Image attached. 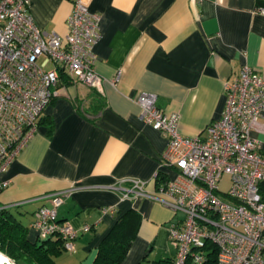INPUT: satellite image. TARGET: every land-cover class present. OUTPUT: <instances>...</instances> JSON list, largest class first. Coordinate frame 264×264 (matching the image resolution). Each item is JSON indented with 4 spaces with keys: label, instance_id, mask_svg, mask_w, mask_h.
Segmentation results:
<instances>
[{
    "label": "crops",
    "instance_id": "1",
    "mask_svg": "<svg viewBox=\"0 0 264 264\" xmlns=\"http://www.w3.org/2000/svg\"><path fill=\"white\" fill-rule=\"evenodd\" d=\"M71 8L72 0L29 4L35 24L60 36ZM262 8L264 0H89V10L101 16V37L92 48L101 88L60 74L35 133L1 176L8 185L0 190V207L14 213L34 241L35 210L50 206L49 194L64 193L57 218L69 221L77 236L74 250L62 249L56 264H92L103 237L130 209L140 221L121 264L172 258L168 226L180 214L147 197L124 198L114 188L135 178L153 191L155 173L165 171V135L142 120L135 98L154 93L157 107L179 115L182 135L205 136L224 109V83L243 64L264 76ZM251 135L264 153V118Z\"/></svg>",
    "mask_w": 264,
    "mask_h": 264
},
{
    "label": "built area",
    "instance_id": "2",
    "mask_svg": "<svg viewBox=\"0 0 264 264\" xmlns=\"http://www.w3.org/2000/svg\"><path fill=\"white\" fill-rule=\"evenodd\" d=\"M30 0H0V190L2 174L35 133L39 118L56 94L60 71L71 81L100 90L103 78L93 69V45L101 37V16L89 10V0H72L63 36L46 32L33 21ZM264 13V8L259 10ZM119 72L113 80L115 84ZM225 105L211 120L205 136L187 137L179 130V115L157 107L156 95L139 92L140 117L162 132L166 146L160 156L165 171L153 191L146 180L122 179L115 189L124 198L147 197L181 213L168 226L175 249L173 264H196L205 258L206 242L216 247V264H264V153L251 132L264 118V76L243 64L223 86ZM227 175L228 188L219 184ZM63 192L48 195L50 206L34 212L30 228L36 239L58 237L66 251L74 250L77 230L57 218ZM3 208V207H0ZM87 229L88 226H83ZM7 264H15L0 252Z\"/></svg>",
    "mask_w": 264,
    "mask_h": 264
},
{
    "label": "trees",
    "instance_id": "3",
    "mask_svg": "<svg viewBox=\"0 0 264 264\" xmlns=\"http://www.w3.org/2000/svg\"><path fill=\"white\" fill-rule=\"evenodd\" d=\"M162 181L163 174L155 181V186ZM259 193L264 200V181L259 184ZM139 221L140 215L131 209L119 216L101 240L92 264H121L136 234ZM62 249L60 238L31 241L28 238V227L10 210L0 208V252L15 264L20 259L27 264H56L54 257ZM204 255L200 264H216V247L212 243L206 242ZM173 260L174 256L159 260L156 264H173ZM185 264L196 263L188 259Z\"/></svg>",
    "mask_w": 264,
    "mask_h": 264
},
{
    "label": "rangeland",
    "instance_id": "4",
    "mask_svg": "<svg viewBox=\"0 0 264 264\" xmlns=\"http://www.w3.org/2000/svg\"><path fill=\"white\" fill-rule=\"evenodd\" d=\"M228 179H229V177L227 176V175H225L224 176V180H223V182H221L220 184H219V189H220V191L222 192V193H225L226 192V190H227V188H228ZM179 214H181L180 212H179Z\"/></svg>",
    "mask_w": 264,
    "mask_h": 264
},
{
    "label": "water",
    "instance_id": "5",
    "mask_svg": "<svg viewBox=\"0 0 264 264\" xmlns=\"http://www.w3.org/2000/svg\"><path fill=\"white\" fill-rule=\"evenodd\" d=\"M16 264H27V263L25 261H23V260L20 259V260H17L16 261Z\"/></svg>",
    "mask_w": 264,
    "mask_h": 264
},
{
    "label": "bare ground",
    "instance_id": "6",
    "mask_svg": "<svg viewBox=\"0 0 264 264\" xmlns=\"http://www.w3.org/2000/svg\"><path fill=\"white\" fill-rule=\"evenodd\" d=\"M0 264H7L6 261L2 260L1 256H0Z\"/></svg>",
    "mask_w": 264,
    "mask_h": 264
}]
</instances>
